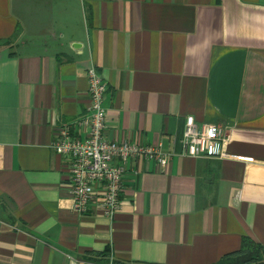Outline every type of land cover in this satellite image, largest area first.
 Returning <instances> with one entry per match:
<instances>
[{"label":"crops","instance_id":"0c3cea01","mask_svg":"<svg viewBox=\"0 0 264 264\" xmlns=\"http://www.w3.org/2000/svg\"><path fill=\"white\" fill-rule=\"evenodd\" d=\"M106 82L125 163L110 219L72 208L60 125ZM230 128V156L182 153L186 115ZM264 245V0H0V264H215Z\"/></svg>","mask_w":264,"mask_h":264},{"label":"built area","instance_id":"2783aa9c","mask_svg":"<svg viewBox=\"0 0 264 264\" xmlns=\"http://www.w3.org/2000/svg\"><path fill=\"white\" fill-rule=\"evenodd\" d=\"M87 73L89 113L60 125L51 147L65 159L72 208L78 213H100L110 219L120 207L125 163L142 157L162 164L171 153L159 146L106 138V82L94 65ZM184 123L180 139L183 154L199 158L230 156L223 148L231 135L229 127L219 122L198 123L191 114L186 115Z\"/></svg>","mask_w":264,"mask_h":264},{"label":"trees","instance_id":"16d2710c","mask_svg":"<svg viewBox=\"0 0 264 264\" xmlns=\"http://www.w3.org/2000/svg\"><path fill=\"white\" fill-rule=\"evenodd\" d=\"M241 241L237 251L225 254L215 264H264V245L248 236L242 237Z\"/></svg>","mask_w":264,"mask_h":264}]
</instances>
